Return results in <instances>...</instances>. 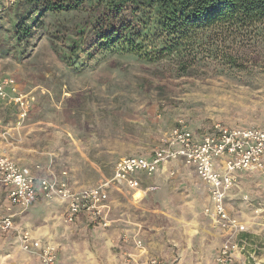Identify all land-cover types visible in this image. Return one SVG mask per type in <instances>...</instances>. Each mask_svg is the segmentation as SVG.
<instances>
[{
    "label": "rangeland",
    "instance_id": "1",
    "mask_svg": "<svg viewBox=\"0 0 264 264\" xmlns=\"http://www.w3.org/2000/svg\"><path fill=\"white\" fill-rule=\"evenodd\" d=\"M15 1L3 0L7 5ZM63 17L47 14L43 29L37 28L29 38L23 59L0 54V77L14 78L20 91L35 96L24 120L16 108L2 104L0 142H19L27 133L26 146L60 153L61 167L75 172L76 187H93L111 178L120 159L149 154L179 119L196 134L215 123L243 128L264 122L263 25L230 30L222 45L218 31L210 30L195 38L192 50L154 62L133 54H98L92 60L80 54L74 69L55 58L42 33ZM1 23L6 29L5 18ZM145 44L151 50L152 42ZM225 54L226 60L221 61ZM181 62L190 69L184 71ZM178 166L167 164L165 178L155 180L157 187L139 203L116 192L112 199L117 221L110 227L82 223L70 230L63 214L57 215L58 237L51 244L60 264H131L127 261L137 254V233L151 255L167 264H211L220 238L203 215L205 186L191 168ZM239 182L247 199L235 194L229 207L247 223V236L263 249V255L264 170L250 172ZM0 197L2 203V189ZM44 217L42 211L32 216L38 225ZM21 227L17 229L28 230ZM0 264L39 263L20 249L16 234H5L0 235Z\"/></svg>",
    "mask_w": 264,
    "mask_h": 264
},
{
    "label": "built area",
    "instance_id": "2",
    "mask_svg": "<svg viewBox=\"0 0 264 264\" xmlns=\"http://www.w3.org/2000/svg\"><path fill=\"white\" fill-rule=\"evenodd\" d=\"M34 99L31 93L19 90L14 78L0 77V105L16 108L21 120L28 117ZM162 136L147 157L120 159L114 165L111 178L79 190L55 173L35 177L12 157L0 154V185L8 189V206L6 211L0 210V235L16 234L20 249L33 254L39 264H59L55 246L33 239L27 230H18L15 216L10 212L11 207L24 211L32 205L37 193L36 184L43 200L66 203L65 224H72L86 215L92 223L107 227V200L112 189L126 186L131 191L140 190L143 177H153L167 170V164L181 162L191 168L206 187L210 204L203 209V215L210 220L212 230L218 231L222 238L214 264H262L263 249L247 236V223L233 215L228 204L230 194L235 195L239 190L241 173L264 170V122L243 128L215 123L210 129L196 134L187 121L179 119ZM169 173L174 176L175 171L170 169ZM153 189L155 187H148L146 193ZM256 213L261 214L262 209ZM136 245L141 246V240H136ZM134 261L135 257L127 262ZM135 263L161 264L157 257Z\"/></svg>",
    "mask_w": 264,
    "mask_h": 264
},
{
    "label": "trees",
    "instance_id": "3",
    "mask_svg": "<svg viewBox=\"0 0 264 264\" xmlns=\"http://www.w3.org/2000/svg\"><path fill=\"white\" fill-rule=\"evenodd\" d=\"M47 14L65 15L42 33L55 58L77 69L80 54L91 60L98 54H133L159 61L192 50L195 38L213 29L220 34L222 45L230 30L264 26V0H17L12 5L0 0V30H4L0 54L23 59L29 38L37 28L43 29ZM146 41L152 42L151 50ZM229 60L240 65L236 58ZM180 64L184 71L190 69L188 63ZM248 173L244 171L240 178ZM235 194L247 199L241 189Z\"/></svg>",
    "mask_w": 264,
    "mask_h": 264
},
{
    "label": "crops",
    "instance_id": "4",
    "mask_svg": "<svg viewBox=\"0 0 264 264\" xmlns=\"http://www.w3.org/2000/svg\"><path fill=\"white\" fill-rule=\"evenodd\" d=\"M26 134H24V138H20L19 142L17 141H10L8 139L6 143L5 141L0 142L2 145L0 147V154L5 153L6 155L12 157V159L20 166L28 168L33 175L36 177H48L52 175V173H55L58 175L62 180L66 181L73 187L74 189H84L80 187L75 186V172L71 170H67L66 168H62V164L59 160L60 158V153H49L45 151H39L36 147L34 148L33 146L25 145V139H26ZM22 139V140H21ZM11 149H10V147ZM21 150V151H20ZM19 155H16V153H19ZM181 165H183L180 162ZM180 164H178L179 168L181 167ZM177 165V164H176ZM63 173H66L65 176H62ZM166 170L161 171L160 173H157L153 177H148L145 178L143 177L140 180V185L141 189L140 190H129L126 186H123L121 188L116 187V189H112L110 191L108 200H107V209H106V218L108 220V225L107 227H110L114 222L117 220L114 219L113 213L115 210L116 205L114 204L115 201H113L112 196L118 192L122 194L123 196L129 195L135 203L141 202V200L146 196V190L148 187H157L156 184H154L155 180L164 179L166 174ZM94 186V185H93ZM205 186V185H204ZM37 188V193H36V198L32 202V205L30 206V209L26 213H21L20 209L18 207H11V213L14 214V220L16 222V226L18 229L22 228L21 225H24L23 229H28L27 231L30 233V235L33 237L35 240H40L41 242H49L52 243L54 240L58 237L56 235V230L54 227L56 226L59 227V224L55 221V217L60 214H64L66 210V203H63L58 200H52L51 202H47L42 199L41 197V191L40 187L36 184ZM3 190L5 192V198L4 201L1 203L0 199V210L6 211L5 207L7 208L8 206V197H7V191L8 189L5 187H2L0 185V190ZM233 193V192H232ZM230 194L229 198L233 197V194ZM205 194H206V199H207V204L206 206H209L210 201L208 199L207 193H206V187H205ZM1 198V197H0ZM229 205V204H228ZM204 206V208L206 207ZM203 208V209H204ZM231 211V208L228 207ZM42 211L44 213V223L42 225H38L37 223V218L33 219L32 216L33 214ZM232 212V211H231ZM233 214V213H232ZM236 217H238L236 214H233ZM239 218V217H238ZM240 219V218H239ZM209 220V219H208ZM86 223L88 226H92L93 228L97 227H102L99 226L98 224H94L90 221V219L85 215L79 217V219L72 223L70 225V230H77L78 229V224ZM210 223V220H209ZM138 230L140 231L141 225L137 224ZM20 227V228H19ZM105 228V227H102ZM214 236H217V238H220V242L217 245V248L214 251L213 257L210 261L211 264H214V256L217 253L219 246L221 244L222 238L220 236V233L216 230H214ZM140 233H137L135 235V249L137 254L135 255L136 261L131 264H136L135 262H143L147 259H150V257H157L160 259L161 264H167V262L162 259L161 257L151 255L150 251L145 248L144 244L141 246L136 245V240H140L139 235ZM11 234H8L10 236ZM38 263L39 260L37 259ZM262 264H264V254L261 255ZM58 263L60 264V261L58 260Z\"/></svg>",
    "mask_w": 264,
    "mask_h": 264
}]
</instances>
